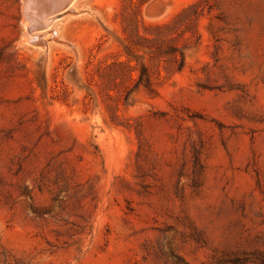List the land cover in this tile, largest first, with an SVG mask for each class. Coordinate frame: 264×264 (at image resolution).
I'll use <instances>...</instances> for the list:
<instances>
[{
  "label": "rangeland",
  "instance_id": "obj_1",
  "mask_svg": "<svg viewBox=\"0 0 264 264\" xmlns=\"http://www.w3.org/2000/svg\"><path fill=\"white\" fill-rule=\"evenodd\" d=\"M36 6L0 0V264H264V0ZM127 36L185 67L124 97Z\"/></svg>",
  "mask_w": 264,
  "mask_h": 264
},
{
  "label": "trees",
  "instance_id": "obj_2",
  "mask_svg": "<svg viewBox=\"0 0 264 264\" xmlns=\"http://www.w3.org/2000/svg\"><path fill=\"white\" fill-rule=\"evenodd\" d=\"M158 29L168 28L166 25H156ZM175 36H127L120 55L111 63L105 65L100 76L113 84L131 81L124 89V97H128L137 88L143 86L153 90L152 64L156 63V73L162 74L161 67L166 73L180 72L186 64V54L183 47L174 43ZM156 61V62H155Z\"/></svg>",
  "mask_w": 264,
  "mask_h": 264
},
{
  "label": "bare ground",
  "instance_id": "obj_3",
  "mask_svg": "<svg viewBox=\"0 0 264 264\" xmlns=\"http://www.w3.org/2000/svg\"><path fill=\"white\" fill-rule=\"evenodd\" d=\"M29 2H30L31 7H32V4L35 5V6H36L37 4H39V5H37V6H40V5H41V6H43V8H45L44 5H46V4L49 2V0H29ZM68 2H69V1H68ZM31 3H32V4H31ZM53 3H54V1H53ZM57 3H58V2H57ZM26 5H27V4H26ZM48 5H49V4H48ZM71 5H72V4H71ZM24 6H25V4H24ZM37 6H36V7H37ZM63 6H64V5H63ZM26 8H27V7H26ZM26 8H24V9H26ZM28 8H29V7H28ZM32 8H33V7H32ZM65 8H66V7H65ZM29 9H30V8H29ZM35 9H38V8H35ZM56 9H57V8H56ZM46 10H48V9H46ZM46 10H45V11H46ZM30 11H31V10H30ZM34 11H35V10H34ZM40 11H41V9H40ZM56 11H57V10H56ZM25 12H26V10H25ZM28 12H29V10H28ZM32 12H33V11H32ZM42 12H43V11H42ZM51 13H52V12H51ZM28 14H30V13H28ZM28 14H27V15H28ZM42 14H43V13H42ZM42 14H41V15H42ZM48 14H50V13H48ZM27 15H26V16H27ZM31 15H32V14H31ZM33 15H34V14H33ZM46 16H47V15H46ZM24 17H25V15H24ZM34 17H35V16H34ZM34 17H33V18H34ZM44 17H45V16H44ZM27 18H31V17H29V15H28ZM37 18H38V17H37ZM37 18H36V19H37ZM42 18H43V17H42ZM42 18H41V19H42ZM31 19H32V18H31ZM34 20H35V18H34ZM34 20H33V22H34ZM39 20H40V19H39ZM42 20H43V19H42ZM27 21H28V20H27ZM40 21H41V20H40ZM45 21H46V20H45ZM37 22H38V19H37V21H36L35 23H37ZM46 22H47V21H46ZM27 24H28V23H27ZM31 24H32V23H31ZM46 25H47V24H46ZM49 25H50V24H49ZM39 26H40V25H39ZM42 27H43V26H42ZM47 27H48V26H47ZM36 38H38V37H36ZM33 39H34V38H33ZM41 39H42V38H41ZM36 40H37V39H36ZM36 42H37V41H36ZM34 43H35V42H34Z\"/></svg>",
  "mask_w": 264,
  "mask_h": 264
}]
</instances>
